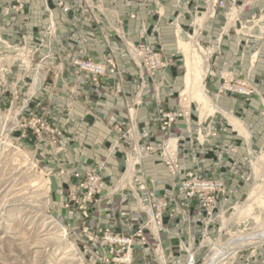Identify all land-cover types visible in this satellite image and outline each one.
Returning <instances> with one entry per match:
<instances>
[{
    "label": "crops",
    "instance_id": "0c3cea01",
    "mask_svg": "<svg viewBox=\"0 0 264 264\" xmlns=\"http://www.w3.org/2000/svg\"><path fill=\"white\" fill-rule=\"evenodd\" d=\"M121 2L122 0H104L102 5L115 11V15L124 16L126 10L121 7ZM241 3V0H236L235 9L233 8L229 15L226 13L230 4L222 10L216 9L212 16L208 15L206 18L209 7L207 0H145L139 7L137 19L126 20L125 33L129 41L137 45L143 42L140 31L144 26L147 41L155 49H160L169 65L163 71L150 76L143 69L131 65L125 53L121 54V65L125 71V99L121 97L114 99L105 86L88 81L84 75L74 76L69 70L66 72L64 78L72 86L61 88L57 93L60 98L57 97L49 104V110L58 113L73 111L77 114L80 121L78 139L84 146L77 150L75 155L85 163L95 162L96 165L105 163L100 191L102 197L111 196V199L103 203L104 220H107L108 216L106 209L113 204L116 196L118 201L115 205L124 208L122 214L118 213L121 214V218L131 216L134 211L132 208H135L129 196L130 185H121L125 174L124 155L120 148L113 149L115 140L110 125L124 122L126 105L140 101L136 109V125L144 128L143 132L150 131L154 134L157 126L150 127L148 123L153 121L157 106L162 105L168 110H174L178 96L184 95L191 102L188 116L170 130V137L177 139L176 145L181 157L180 172L183 174L191 169L199 170L208 180L219 179L224 183L225 193L218 198L217 208L208 226L207 240L214 246H220L228 232L236 225L238 227L244 225L251 205L248 202L252 200V193L260 187L258 182L264 176V0H257L247 9L237 8ZM32 14L34 26L45 24L40 19L38 9L33 10ZM90 35L96 37L97 32L92 31ZM195 42L207 46L209 52L203 67L202 101L194 98L187 90L185 81L184 46L196 48ZM89 50L93 55L99 56L97 55L99 50L95 45L90 46ZM197 50L200 52V45ZM7 62L13 63L11 60L5 63ZM224 76L250 83L254 88L250 99L244 102L234 94H219L221 78ZM21 89L23 91L27 88L22 86ZM76 89L80 91L77 93ZM33 91L32 88L31 92ZM44 92L40 90L39 94ZM141 92L143 94L138 98ZM99 93L103 97L101 100L96 98ZM37 98L39 101V97ZM89 101L94 104L93 110L106 117V121H90L86 115L84 116L85 112L90 111L87 105ZM204 112L216 113L217 117L210 119L209 114L204 115ZM201 116L207 119L209 130L211 125L214 129L213 136L207 137L206 162L199 168L182 162V157L189 160L187 157L194 156L191 152L185 153L182 146L186 142L194 141L198 121L205 122V119L200 120ZM55 120L59 121L58 126L66 127L65 119ZM217 126L223 128V132L217 133L218 135L215 131ZM70 134L68 131V135ZM154 135L152 142L159 145L162 136ZM93 143L94 146H91ZM141 170L144 175L159 179L155 193L159 197L163 196L167 189L166 185L171 180L160 158L153 156L145 160ZM120 193L127 194L123 196ZM181 198V195L176 197L177 203ZM123 199L129 201L121 205ZM202 215H197L191 207L189 215L187 214L184 220L177 217L178 225L171 226L167 219L164 221L167 223L169 234L165 235L163 244L171 249L172 254L179 255L177 248L182 243L189 242L193 245L199 243L201 238L199 236L204 233L207 226L203 219L204 214ZM120 227L121 225L117 226V229L124 230L123 226ZM178 233L179 237L176 236ZM225 264H264V247L253 248L243 257L239 256L238 262L229 261Z\"/></svg>",
    "mask_w": 264,
    "mask_h": 264
},
{
    "label": "rangeland",
    "instance_id": "374dc122",
    "mask_svg": "<svg viewBox=\"0 0 264 264\" xmlns=\"http://www.w3.org/2000/svg\"><path fill=\"white\" fill-rule=\"evenodd\" d=\"M241 1L237 8L247 9L257 2ZM207 3L209 7L206 18L208 15L212 16L216 9L222 10L230 4L226 13L229 15L230 11L235 9L236 0H207ZM203 21L201 16V22ZM199 44L200 52L197 50L198 47L196 49L194 46H184L185 81L187 82L189 78L195 79L194 86L188 85V88L186 84V88L194 98L202 101L200 97L204 98L201 87L203 67L209 52L207 46L201 42ZM76 50L78 49H73V52ZM144 50L145 48L137 49L139 57L143 56ZM32 51L28 48L25 53ZM12 55L19 54H15L13 49L0 48V264H129L127 254L121 253L124 250L114 248L113 251L114 246L103 237L104 228L109 225L108 220L102 218V212L105 211L103 203L110 200L111 196L102 197L101 191L97 189L98 191L95 190L88 201L87 192L81 188L89 180L88 173L99 172L104 169L105 163L101 165H96L95 162L85 163L75 155L76 151L84 146L78 139L80 121L77 114L73 111L58 113L49 110V104L57 97L60 98L57 93L61 88H57L55 83L57 70L39 64L42 56H45L43 52L37 54L31 63L29 61L32 57L29 54L28 57L25 55L23 61L5 63L7 60L14 61ZM66 55L71 58L76 54L71 52L70 55ZM162 58L165 60L163 55ZM165 63L167 67L169 61L165 60ZM35 65L40 66L38 72ZM135 66L146 71L142 63ZM189 67L193 73H188ZM120 68L124 70L122 65ZM69 71L75 75L73 68L70 67ZM65 72L68 73L66 70ZM233 82L246 85L254 93L250 83L239 80ZM222 85L223 81L219 88ZM22 86L29 90L22 91ZM40 90L45 91L44 94H39ZM200 94L201 96H197ZM185 97L190 107L191 102L187 96ZM206 113L210 119L217 117L216 113L203 114L207 115ZM85 115L90 121L107 120L98 111H87ZM196 116H199L198 111ZM204 117L201 116L200 120L203 121ZM57 118L60 121L65 119L66 127L58 126L59 121L55 120ZM206 120L204 122L206 125L198 121L194 133L195 142H186L182 146L185 153L191 152L194 155L187 157L189 160L182 157V162L186 165L201 168L206 162L207 137L213 136L214 129L211 125L209 130ZM215 128L216 135L223 132L222 127ZM91 146H94V143ZM160 160L163 163L161 158ZM143 178L149 179V182L156 186L159 180L146 175L141 177L138 171L132 170L129 176L131 179L129 196L135 204V208H132L134 210L132 213L136 215L134 219L133 216H129L131 218L118 216L117 212L122 214L124 208L115 205L118 201L117 196L113 204L106 209L112 217H119L116 225L124 228L111 229L114 235L131 234L132 228L138 231L142 225L140 221L142 218L139 216L142 211L140 201L144 197V192H140L139 187ZM213 180L224 184L219 179ZM258 184L260 187L252 193V200L248 202L251 205L247 220L244 225L240 227L236 225L224 236L221 245L218 246L219 249L241 233L254 234L264 228V176ZM120 194L125 196L127 193ZM121 202V205H125ZM86 203L90 204L87 206ZM261 247H264V242L242 247L230 254L231 257L228 255L221 264L229 261L238 262L239 256L243 257L253 248ZM216 250L215 246L214 254ZM147 259V256L136 255L137 262L131 264H145Z\"/></svg>",
    "mask_w": 264,
    "mask_h": 264
},
{
    "label": "built area",
    "instance_id": "2783aa9c",
    "mask_svg": "<svg viewBox=\"0 0 264 264\" xmlns=\"http://www.w3.org/2000/svg\"><path fill=\"white\" fill-rule=\"evenodd\" d=\"M103 1L0 0V48L13 49L15 54H19L12 55L13 62L23 61L25 55L27 57L31 55L32 59L28 60L31 63L37 54L45 53L39 64L57 70L55 74L57 88L70 86L64 77L65 70L68 71L71 67L75 70L74 76L84 75L88 81L105 86L114 99L117 97L125 99V71L120 68L122 51L130 59L131 65L142 63L150 76L163 71L166 63L160 49H155L147 41L144 26L140 31L143 42L137 45L132 44L125 33L126 20L137 19L139 7L145 0H122L121 7L126 10L124 16H117L115 11L103 7ZM35 9L40 12L41 21L45 22L42 26L32 24V13ZM92 31L97 32L96 37L90 35ZM92 45L98 48L97 55L101 54L100 59L89 50ZM195 45L198 47L200 44L195 42ZM28 48L33 50L31 53L27 52L29 55L25 53ZM138 48H145L141 57L138 55ZM73 49L78 50L73 52ZM38 51L40 52L37 53ZM71 52L76 55L67 57L66 54L70 55ZM35 68L37 72L40 70L38 65H35ZM221 79L223 81L222 87L219 88L221 95L236 94L246 102L253 94L246 85L234 83L227 76ZM76 90L77 93L80 91ZM142 94L141 92L138 98ZM96 98L101 100L102 94L99 93ZM140 103L137 101L126 105L124 122L110 125L115 140L113 149L120 148L124 155L125 178L123 177L121 185L131 184L129 176L133 169L144 177L142 163L153 156H159L163 160L171 181L166 185L164 195L159 197L155 193L156 185L143 178L139 187L140 192H144V197L140 201L142 211L139 217L142 218L140 220L142 225L139 230L130 228L131 234L114 235L111 229L117 227L116 221L121 217L117 212L119 216L117 218L108 214L109 225L104 228L103 237L114 246L113 251L114 248L124 250L121 253L127 254L129 264L137 262L136 255L147 256L145 264H207L215 251V246L207 240L208 226L212 222L218 198L225 193L224 186L218 181L205 179L199 170L191 169L183 174L180 172L181 157L176 145L177 139L170 137V130L188 116L189 106L184 95L178 96L174 110H168L162 105L157 106L153 121L148 123L150 127L157 126L154 134L162 136L159 145L152 142V138L155 137L153 133L143 132L144 128L136 125V109ZM87 105L90 111H94L93 102L89 101ZM101 170L88 173V182L81 186L87 192L88 201L95 190L101 189L103 183ZM179 195L182 198L177 203L176 197ZM125 200L129 201L124 199L123 204L127 203ZM86 204L88 206L90 203ZM191 207L197 215L204 214L203 219L207 226L204 233L199 236L201 237L199 243L194 245L189 242L182 243L177 248L179 255H174L171 249L163 244L165 235L169 234L167 223L164 221L167 219L171 226L178 225L177 217L184 220V217L189 215ZM132 215L135 218L136 215ZM127 231L130 232L128 229ZM176 236L179 237V233ZM220 248L223 252V247ZM221 255H218L221 260L218 264L227 258Z\"/></svg>",
    "mask_w": 264,
    "mask_h": 264
},
{
    "label": "bare ground",
    "instance_id": "6f19581e",
    "mask_svg": "<svg viewBox=\"0 0 264 264\" xmlns=\"http://www.w3.org/2000/svg\"><path fill=\"white\" fill-rule=\"evenodd\" d=\"M195 47V46H194ZM192 68H188V73H193V70H191ZM187 87L189 88L194 86L195 84V79H188L187 82ZM189 85V86H188ZM201 93V92H200ZM199 94V93H198ZM197 96H201L197 95ZM201 99H203V97H200ZM264 242V228L254 234H247V235H238L233 237L232 239H230V241L222 248L223 252L221 249L218 248V246H216L217 248V252H215L214 256L210 259V261L207 262V264H218L221 260H219V254H222L221 256H228L234 252H236L237 250H239L242 247L245 246H249L252 244H256V243H261Z\"/></svg>",
    "mask_w": 264,
    "mask_h": 264
}]
</instances>
